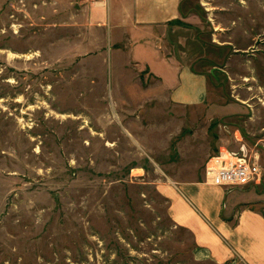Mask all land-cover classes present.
<instances>
[{"label":"rangeland","instance_id":"obj_1","mask_svg":"<svg viewBox=\"0 0 264 264\" xmlns=\"http://www.w3.org/2000/svg\"><path fill=\"white\" fill-rule=\"evenodd\" d=\"M90 3L0 0V264H212L166 191L222 150L256 155L263 182L264 0H188L169 42L208 76L190 107L114 69Z\"/></svg>","mask_w":264,"mask_h":264},{"label":"crops","instance_id":"obj_2","mask_svg":"<svg viewBox=\"0 0 264 264\" xmlns=\"http://www.w3.org/2000/svg\"><path fill=\"white\" fill-rule=\"evenodd\" d=\"M187 2L106 0L85 5L87 32L106 34L114 69L136 66L158 82L159 96L183 107L208 102L207 74L186 63L185 52L178 51L179 58L170 47L174 28L186 23ZM166 195L173 223L195 241V261L264 264V180L225 188L205 183L203 175L200 181L172 183Z\"/></svg>","mask_w":264,"mask_h":264},{"label":"built area","instance_id":"obj_3","mask_svg":"<svg viewBox=\"0 0 264 264\" xmlns=\"http://www.w3.org/2000/svg\"><path fill=\"white\" fill-rule=\"evenodd\" d=\"M105 3L106 0H92ZM204 181L212 186L225 188H241L258 184L262 179V171L256 155H247L246 151H220L210 157L203 170Z\"/></svg>","mask_w":264,"mask_h":264}]
</instances>
